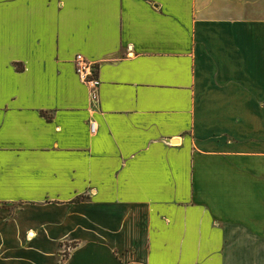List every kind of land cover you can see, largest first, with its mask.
Listing matches in <instances>:
<instances>
[{
	"label": "crops",
	"instance_id": "crops-1",
	"mask_svg": "<svg viewBox=\"0 0 264 264\" xmlns=\"http://www.w3.org/2000/svg\"><path fill=\"white\" fill-rule=\"evenodd\" d=\"M0 206V264H264V0H0Z\"/></svg>",
	"mask_w": 264,
	"mask_h": 264
},
{
	"label": "built area",
	"instance_id": "built-area-1",
	"mask_svg": "<svg viewBox=\"0 0 264 264\" xmlns=\"http://www.w3.org/2000/svg\"><path fill=\"white\" fill-rule=\"evenodd\" d=\"M73 71L75 75L78 77L79 81L89 87L90 90V99L95 100L97 97V87H98V80L96 78V71L83 57L80 55H75L72 59ZM89 131L92 132V125L89 123L88 125Z\"/></svg>",
	"mask_w": 264,
	"mask_h": 264
},
{
	"label": "rangeland",
	"instance_id": "rangeland-1",
	"mask_svg": "<svg viewBox=\"0 0 264 264\" xmlns=\"http://www.w3.org/2000/svg\"><path fill=\"white\" fill-rule=\"evenodd\" d=\"M15 207L0 206V220L11 217ZM75 247V242H65L64 240L58 242L56 253L61 259L65 258L68 253Z\"/></svg>",
	"mask_w": 264,
	"mask_h": 264
}]
</instances>
